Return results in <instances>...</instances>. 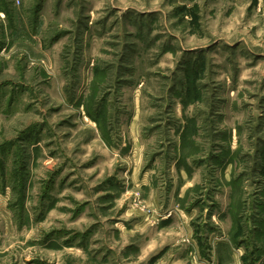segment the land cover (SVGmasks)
Masks as SVG:
<instances>
[{
  "label": "rangeland",
  "instance_id": "1",
  "mask_svg": "<svg viewBox=\"0 0 264 264\" xmlns=\"http://www.w3.org/2000/svg\"><path fill=\"white\" fill-rule=\"evenodd\" d=\"M0 264H264V0H0Z\"/></svg>",
  "mask_w": 264,
  "mask_h": 264
},
{
  "label": "crops",
  "instance_id": "2",
  "mask_svg": "<svg viewBox=\"0 0 264 264\" xmlns=\"http://www.w3.org/2000/svg\"><path fill=\"white\" fill-rule=\"evenodd\" d=\"M230 202H231V199H230ZM232 206L231 203H229L228 207ZM235 254V253H234Z\"/></svg>",
  "mask_w": 264,
  "mask_h": 264
}]
</instances>
